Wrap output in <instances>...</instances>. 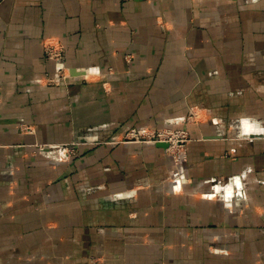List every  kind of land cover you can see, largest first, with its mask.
<instances>
[{
	"label": "crops",
	"instance_id": "0c3cea01",
	"mask_svg": "<svg viewBox=\"0 0 264 264\" xmlns=\"http://www.w3.org/2000/svg\"><path fill=\"white\" fill-rule=\"evenodd\" d=\"M0 264H264V0H0Z\"/></svg>",
	"mask_w": 264,
	"mask_h": 264
},
{
	"label": "built area",
	"instance_id": "2783aa9c",
	"mask_svg": "<svg viewBox=\"0 0 264 264\" xmlns=\"http://www.w3.org/2000/svg\"><path fill=\"white\" fill-rule=\"evenodd\" d=\"M46 57L52 61L61 64L58 68L55 76L46 78L49 85L66 84L67 80L71 78L70 72L64 67L65 52L64 48L60 44L48 43L45 45ZM134 140H145L149 143H167V151L170 152L174 161L178 164L181 160H184L185 156H182L184 145L190 140L189 134L186 130L182 129H160L153 131H141L133 129L128 137Z\"/></svg>",
	"mask_w": 264,
	"mask_h": 264
},
{
	"label": "water",
	"instance_id": "95a60500",
	"mask_svg": "<svg viewBox=\"0 0 264 264\" xmlns=\"http://www.w3.org/2000/svg\"><path fill=\"white\" fill-rule=\"evenodd\" d=\"M74 73H76V72H74V71L71 72V75H74ZM158 145L161 146V147H164V148H168V144L167 143H158Z\"/></svg>",
	"mask_w": 264,
	"mask_h": 264
},
{
	"label": "rangeland",
	"instance_id": "374dc122",
	"mask_svg": "<svg viewBox=\"0 0 264 264\" xmlns=\"http://www.w3.org/2000/svg\"><path fill=\"white\" fill-rule=\"evenodd\" d=\"M46 82H47V81H46ZM67 151H68V153H69V154H68V157H71V155H72V151H74V149H72V148H68ZM63 152H66V150L63 149Z\"/></svg>",
	"mask_w": 264,
	"mask_h": 264
}]
</instances>
